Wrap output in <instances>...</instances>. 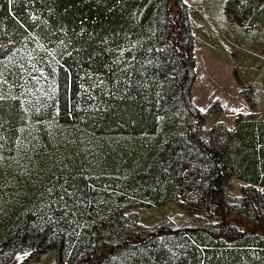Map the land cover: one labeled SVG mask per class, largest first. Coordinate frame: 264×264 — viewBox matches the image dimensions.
Returning <instances> with one entry per match:
<instances>
[{"label":"trees","instance_id":"trees-1","mask_svg":"<svg viewBox=\"0 0 264 264\" xmlns=\"http://www.w3.org/2000/svg\"><path fill=\"white\" fill-rule=\"evenodd\" d=\"M216 1L264 35V0ZM191 47L181 0H0V264H264V117L202 134ZM40 70L51 117L13 92ZM170 202L187 226L139 223Z\"/></svg>","mask_w":264,"mask_h":264},{"label":"rangeland","instance_id":"rangeland-1","mask_svg":"<svg viewBox=\"0 0 264 264\" xmlns=\"http://www.w3.org/2000/svg\"><path fill=\"white\" fill-rule=\"evenodd\" d=\"M181 1L186 6L192 34L194 79L189 91L190 101L206 115L201 133L206 134L216 122L231 130L236 117H264V35L257 27L245 33L233 15L225 12L222 1ZM33 78L32 84L22 79L13 92L26 109L46 110L45 114L51 117L52 82L41 70ZM6 91L0 87V92ZM246 97H249L250 105ZM240 185L239 181L233 180L227 202L239 196ZM135 212L139 223L148 228L189 224L184 211L172 202L158 208H137ZM23 255H17L9 264H53L52 251L31 261H24Z\"/></svg>","mask_w":264,"mask_h":264}]
</instances>
